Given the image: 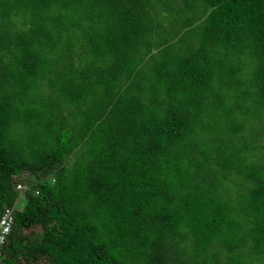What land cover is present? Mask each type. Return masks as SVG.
<instances>
[{"label":"trees","instance_id":"trees-1","mask_svg":"<svg viewBox=\"0 0 264 264\" xmlns=\"http://www.w3.org/2000/svg\"><path fill=\"white\" fill-rule=\"evenodd\" d=\"M14 206L0 264H264V0H0Z\"/></svg>","mask_w":264,"mask_h":264},{"label":"built area","instance_id":"built-area-1","mask_svg":"<svg viewBox=\"0 0 264 264\" xmlns=\"http://www.w3.org/2000/svg\"><path fill=\"white\" fill-rule=\"evenodd\" d=\"M18 189H23L22 184L17 185ZM16 207H6L4 212L0 215V256L2 248L8 240L15 223Z\"/></svg>","mask_w":264,"mask_h":264},{"label":"rangeland","instance_id":"rangeland-1","mask_svg":"<svg viewBox=\"0 0 264 264\" xmlns=\"http://www.w3.org/2000/svg\"><path fill=\"white\" fill-rule=\"evenodd\" d=\"M26 204V198L24 196H22L19 200V204H18V207L19 208H23Z\"/></svg>","mask_w":264,"mask_h":264}]
</instances>
